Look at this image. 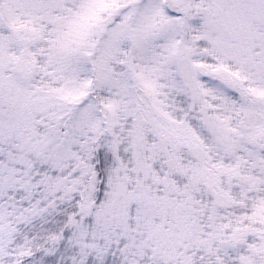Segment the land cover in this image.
<instances>
[{
	"label": "snow or ice",
	"instance_id": "6c2138e0",
	"mask_svg": "<svg viewBox=\"0 0 264 264\" xmlns=\"http://www.w3.org/2000/svg\"><path fill=\"white\" fill-rule=\"evenodd\" d=\"M0 264H264V0H0Z\"/></svg>",
	"mask_w": 264,
	"mask_h": 264
}]
</instances>
